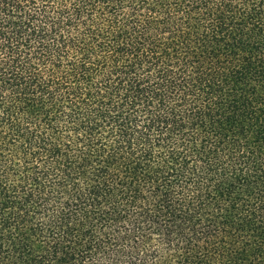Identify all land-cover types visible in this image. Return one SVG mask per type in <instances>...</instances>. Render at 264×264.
Listing matches in <instances>:
<instances>
[{
	"label": "trees",
	"instance_id": "1",
	"mask_svg": "<svg viewBox=\"0 0 264 264\" xmlns=\"http://www.w3.org/2000/svg\"><path fill=\"white\" fill-rule=\"evenodd\" d=\"M0 264H264V0H0Z\"/></svg>",
	"mask_w": 264,
	"mask_h": 264
}]
</instances>
